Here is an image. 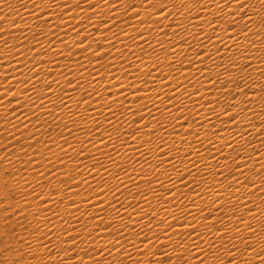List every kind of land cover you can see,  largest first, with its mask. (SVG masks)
<instances>
[{
	"label": "bare ground",
	"instance_id": "bare-ground-1",
	"mask_svg": "<svg viewBox=\"0 0 264 264\" xmlns=\"http://www.w3.org/2000/svg\"><path fill=\"white\" fill-rule=\"evenodd\" d=\"M241 2L247 7H237ZM6 4L0 3V139L2 144L21 139L28 153H39L27 158L18 147L0 153L3 168L16 174L9 180L0 170V194L15 192L18 200L8 203L21 213L11 211L12 217H5L0 202V223L8 218L19 225V236L30 244L17 241L16 249L5 248L0 264H185L181 255L187 264H200L197 250L191 255L188 250L193 242L205 253L208 248L191 227L207 240L205 226L215 234L221 220L228 230L224 249L232 240L241 250L237 256L247 264H260L256 253L264 256L261 0H6ZM127 10L131 19L124 16ZM228 106L230 114H239L235 121L223 115ZM181 113L187 124L173 120ZM42 137L50 141L44 143ZM229 137H234L236 152L224 147ZM228 155L235 164L224 160ZM30 158L35 162L29 164ZM96 162L103 167H93ZM38 165L41 175L35 171ZM25 180L40 200L27 195L31 189ZM104 185L101 196L98 189ZM248 223L254 233L246 231ZM64 228L84 240H77L72 252L62 251L71 248L62 242ZM236 236L246 237L252 245L246 254L242 255L245 245L233 239ZM52 244L60 255L49 256L44 246ZM212 252L224 261L223 252L215 248ZM205 264L219 262L209 256Z\"/></svg>",
	"mask_w": 264,
	"mask_h": 264
},
{
	"label": "snow or ice",
	"instance_id": "snow-or-ice-1",
	"mask_svg": "<svg viewBox=\"0 0 264 264\" xmlns=\"http://www.w3.org/2000/svg\"><path fill=\"white\" fill-rule=\"evenodd\" d=\"M0 3H4L5 4V7L7 6L6 0H0ZM261 3L264 4V0H261ZM149 6H152V5L150 4ZM65 7H67V5H65ZM90 7H91V5H90ZM226 7H227V5H226ZM237 7L244 8V7H247V5L245 3H242L241 2V3H238L237 4ZM163 10H164V6L161 5L160 8L158 9V11H161L162 12ZM137 15H139V13H137ZM244 16H245V18H248L247 17V13H244ZM165 19H167V17H165ZM232 23H236V21L233 20ZM209 26L211 27L212 25L210 24ZM229 27H231V25H229ZM77 35H79V33H77ZM88 39H89L88 36H85L84 37V40H88ZM79 43L82 44L83 43V40L80 41ZM88 48L91 49V45H89ZM109 54L110 53H105V55H109ZM93 56H97V54L95 52H93ZM97 58H99V57H97ZM209 58H211V57H209ZM233 66H235V65H233ZM154 67H157V66L154 65ZM101 78L103 79V77H101ZM69 83H71V82L69 81ZM162 83H165V85L167 86V81L166 80H162ZM128 87L131 88V87H133V85L130 84V85H128ZM48 88L50 89L51 88V85H48ZM174 92H175V87H173V93ZM196 93H199V89H196ZM109 95H111V93ZM185 95H187V93H185ZM115 102H116L115 99H113V103H115ZM141 107H142V109H144L145 111H147V108L144 105H142ZM229 107H231V106H228V107H226L223 110V115H226L228 117V120L229 121H235L237 119V117L239 116V114H236V115L230 114ZM108 110H109L110 115L113 117V120H116L115 113L111 112V109L110 108ZM128 111H131V109H128ZM158 111H159V109H158ZM165 111H168V109L166 108ZM169 114L171 115V113H169ZM149 115H151V113H149ZM213 115H216V114L213 113ZM143 118H144L143 116L140 117L141 120H143ZM219 118L220 117L217 116V119H219ZM152 119L155 120L156 117H152ZM179 119H183L185 124L188 123V119L185 118L182 113H181V115L179 117H173V120H179ZM106 122L111 123L110 121H106ZM117 123H119V121H117ZM133 123H135V121ZM145 127L147 128V127H149V125H145ZM161 130L162 131L164 130L162 126H161ZM113 131H116V129L113 128ZM121 131H124V130L121 129ZM137 131H139V129H137ZM105 135L108 136V139L109 140L111 139V136L109 134L106 133ZM125 135H128V133L125 132ZM195 135H196V139L199 141V134H195ZM117 136L119 137V134H117ZM132 138L135 139V137H132ZM233 141H234V137H229L228 140L226 141L224 147L231 148L233 152H236V147L233 146ZM65 143H67L66 140H65ZM162 143H163V141H162ZM208 144H209V147H213L212 141L209 140L208 141ZM157 148L159 150V145L157 146ZM113 150L115 151V148H113ZM80 151L83 152V148ZM117 155H119V153H117ZM161 155H165V154L162 153ZM196 155L199 156L200 155L199 152H197ZM109 159H111V157H109ZM213 159H215V157H213ZM229 159H232L233 160V163L235 164V160H234V158L231 155H228V156H225L224 157V160L225 161H227ZM34 162L35 161L32 158H30L29 161H28L29 164L34 163ZM165 162H168V161H165ZM113 163H115V162H113ZM146 163H147V161H146ZM192 163H193V167H196V164L194 162H192ZM201 163H204V161L202 160ZM219 163L220 162L217 161V164H219ZM97 166L103 167V165H99L98 162H96V163L93 164V167H97ZM116 166L119 167L118 164ZM213 167H215V165ZM223 167H227V164L225 163L223 165ZM239 167H241V166L240 165H237V168H239ZM38 168H39V165L37 166V169L35 171L37 172V175H41L39 173V171H38ZM121 170L123 171V169H121ZM104 171L107 173L108 170L105 168ZM219 174L220 175H223L224 173L223 172H219ZM125 175H127V173H125ZM229 175H231V172H229ZM179 179H181V181H183V177L182 176L179 177ZM156 182L162 184V182L159 179H157ZM237 182L239 183V181H237ZM24 183L27 186V188L31 189V191L28 192L27 195L33 196L35 200H40V195L36 192V190L34 188H32V184L29 181H27V180H25ZM121 184H122V182H121ZM5 187H6V185H5ZM106 187L107 186L104 185V186H102V187H100L98 189L99 194L101 196H103ZM118 190L119 189L117 188V191ZM69 191H71V188H69ZM168 191L171 192V189H168ZM93 195H95V191L93 192ZM217 197H219V194H217ZM15 198H16V193L15 192H12V191H9L8 194H7V196H0V202H3V203H5L7 205V207L5 208V211L6 212L9 211V210H11L14 214L20 215L21 213L18 210V208L13 209L12 208V205L10 203H8L9 200H15ZM115 198L116 197L113 196V199H115ZM89 199H90V197L89 196H86L84 198L85 203H87ZM27 203H28V201H25V204H27ZM41 203H43V201H41ZM72 203L75 204V201H72ZM216 203H217V200H214L213 201V206H215ZM76 210L79 211V208L77 207ZM216 210L217 211H220V212H223L222 208H217ZM257 211H260V210L257 209ZM248 213L250 214L249 219H252L254 217V215H255V213L253 212V208L252 207L248 208ZM262 214H264V213H262ZM209 216H211V213H209ZM9 218H11V217H9ZM97 218L99 219V217H97ZM49 223H51V221H49ZM238 223L239 224H244L243 218H239L238 219ZM219 225L220 226L217 227V231H216L215 234H213L211 232V228L205 226V230H206V232L209 233V236H210V238L207 239V240H205L200 234L197 233V229H196L195 226H192L191 227V233L192 234H196V239L199 240L201 244H204V245L207 246L208 253H205L204 249H200L198 247V245L195 242H193L192 245H191V248L188 250L189 251V254L190 255L192 254V249H196L197 250L196 259L200 260V264H205V261L209 259V256L212 257L213 261L219 262V264H234V262H238V264H247L246 261L242 260L239 256L236 255V253L240 252L241 250L239 249V247H238V245L236 243H233L232 242V240H228L227 241L228 247H227L226 250L224 249L223 245L225 243V238L228 236V230L223 227V221L222 220L219 221ZM245 229L250 234L251 233H254L256 231L255 227L251 223L246 224L245 225ZM262 230H264V229H262ZM37 231H39L38 228H37ZM72 231L75 232V228H73ZM235 231H238V229H235ZM63 232H64V236L66 237V239H62V242L65 243V244H70L71 245V248H65V249H63L62 251H64V252H72V249H75L76 246H77V243H76L77 240H80L81 243L84 242V240L81 239L78 234L75 235V236L70 235L68 233V229L67 228H64L63 229ZM41 235L45 239H49V237L45 233H41ZM17 239H18V241H19V243L21 245H26V246L30 247V244L28 243V241H26L23 237H17ZM233 239L239 240L240 243H243L245 245V247L243 249V252H242V255L243 254H246L252 248V245L250 243H248L246 237L236 236ZM50 243H51V241H50ZM182 246H183L182 244H178L177 245V247H182ZM44 247H45V250L49 253V256L50 257L53 254H55L57 256L60 255L59 252H56V253L53 252V250L56 247L55 244H52L51 247H48L47 245H45ZM214 248L217 249V251H220V252H223L224 253V261H221L220 256H218L215 252H212V249H214ZM260 251L261 252H264V248H261ZM28 254L30 256H33V258H37V257H35V254L34 253H28ZM97 254L99 255L100 252L98 251ZM74 255L75 254L73 252L72 253V256H70L69 258L71 259ZM256 257L259 260L260 264H264V256H261L260 253H256ZM180 259L181 260H185V264H187L186 258L183 255H181ZM53 264H54V261H53ZM61 264H63V261H61ZM94 264H95V262H94Z\"/></svg>",
	"mask_w": 264,
	"mask_h": 264
},
{
	"label": "rangeland",
	"instance_id": "rangeland-1",
	"mask_svg": "<svg viewBox=\"0 0 264 264\" xmlns=\"http://www.w3.org/2000/svg\"><path fill=\"white\" fill-rule=\"evenodd\" d=\"M125 13V12H124ZM131 14L129 13V11L127 10L126 11V14H124V16L128 19V18H130L131 19V16H130ZM126 19V20H127ZM103 26V25H102ZM101 26V27H102ZM100 28V27H99ZM26 131H28V129H25ZM25 131V132H26ZM21 133H23V131L21 132ZM41 138V137H40ZM43 139H44V143H46L47 141L49 142L50 140H47V138L45 139L44 137H42ZM11 139H15V138H11ZM10 139V140H11ZM60 139V138H59ZM40 140H42V139H40ZM9 141V139L7 140V142ZM46 141V142H45ZM0 142H1V139H0ZM47 142V143H48ZM25 142L22 140L21 141V139H16V141H14V143H3L2 144V142L0 143V151H2L3 150V152H0L2 155L3 154H5L6 152H8V151H10V150H13V148H20L19 150L20 151H22V153L24 152V154H22L24 157H26L27 156V158H29V156H32V155H34V156H36L39 152L38 151H35V152H32L31 154L30 153H28L29 151H27L26 149H27V146L25 145ZM7 146H9L8 148H7ZM7 148V149H5V148ZM27 152V153H26ZM38 152V153H37ZM37 153V154H36ZM0 154V156H2ZM30 154V155H29ZM36 159L34 158V161H35ZM1 161V160H0ZM3 161V160H2ZM2 161L0 162V170H2L4 173H5V175L6 176H8V177H6V179H12L14 176H16V174L15 175H12V173H13V171H11L9 168H3V166H5L6 164H5V162H3L2 163ZM43 167V165L41 164V168ZM3 168V169H2ZM24 168H26V167H24ZM49 169V168H48ZM45 171V170H44ZM47 171V170H46ZM49 171V173L48 174H50V172L52 171V170H48ZM8 173V174H7ZM52 173V172H51ZM10 174L12 175V176H10ZM14 174V173H13ZM52 187H54V188H56L55 186H52ZM1 195V194H0ZM1 196H3V195H1ZM17 199V196H16V198H15V200H10V201H17L16 200ZM2 204H3V206L6 208L7 207V205L5 204V203H3L2 202ZM12 205V204H11ZM10 212H11V210H9V211H5L3 214H4V216L5 217H10L11 216V214H10ZM12 217V216H11ZM8 220V221H7ZM10 222V223H9ZM6 224V226L4 227L3 225H5ZM8 224H9V226H8ZM11 224V225H10ZM0 227H1V229H0V260H4L5 258L4 257H6V252H2V250H5V248L8 250V248L10 249V250H13V249H16L17 248V246H15L16 245V243H17V241H18V239H17V235H18V237H20L19 235H20V227H19V225H16V224H12V222H11V220L10 219H8V218H6V220L4 219V221H1V223H0ZM17 228H19V229H17ZM5 229V230H4ZM7 231V232H6ZM20 232V233H19ZM7 237V238H5V237ZM13 237H15V238H13ZM3 238V239H2ZM4 240H6V241H4ZM16 240V241H15ZM6 242H7V244H6ZM10 242V243H9ZM14 246V247H13ZM21 251H24V249L22 248V250ZM2 255V256H1ZM5 255V256H4ZM4 256V257H3ZM165 261H168L169 262V260L167 259V258H165L164 259ZM10 264L12 263V264H14L13 262H9ZM9 263H7V264H9Z\"/></svg>",
	"mask_w": 264,
	"mask_h": 264
}]
</instances>
